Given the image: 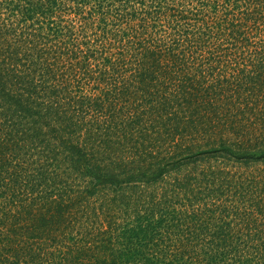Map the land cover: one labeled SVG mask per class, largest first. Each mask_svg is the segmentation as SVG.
Listing matches in <instances>:
<instances>
[{"label":"trees","instance_id":"obj_1","mask_svg":"<svg viewBox=\"0 0 264 264\" xmlns=\"http://www.w3.org/2000/svg\"><path fill=\"white\" fill-rule=\"evenodd\" d=\"M0 264H264V0H0Z\"/></svg>","mask_w":264,"mask_h":264}]
</instances>
